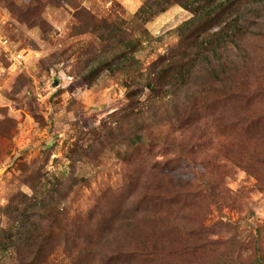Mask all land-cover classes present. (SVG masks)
I'll return each mask as SVG.
<instances>
[{
	"label": "rangeland",
	"instance_id": "1",
	"mask_svg": "<svg viewBox=\"0 0 264 264\" xmlns=\"http://www.w3.org/2000/svg\"><path fill=\"white\" fill-rule=\"evenodd\" d=\"M145 1L0 0L20 55L0 44V264H264V11L230 53L237 90L154 94L192 14L132 21ZM136 38L124 72L99 66Z\"/></svg>",
	"mask_w": 264,
	"mask_h": 264
},
{
	"label": "trees",
	"instance_id": "2",
	"mask_svg": "<svg viewBox=\"0 0 264 264\" xmlns=\"http://www.w3.org/2000/svg\"><path fill=\"white\" fill-rule=\"evenodd\" d=\"M171 4H177L192 14L173 31L181 42L193 44L194 51L189 60L183 56L170 57L165 62L148 67L146 88L154 94H161L159 84L166 79L175 90H185L189 88L192 77L197 76L208 84L212 94L219 90H223L225 96L233 93L238 87L230 82V67L234 61L230 53L237 58L238 54L240 57L244 54L241 38L250 32L249 25L253 20L263 14H260V9L264 11V0H146L137 9L132 21L145 24ZM240 6L246 12L238 15ZM212 27L217 28L208 32ZM202 34L205 35L198 40ZM137 42V38L128 40L125 50L129 51L121 50L103 58L98 61L99 66L106 67L111 74L124 72L127 68L123 65L125 62L136 61L132 52Z\"/></svg>",
	"mask_w": 264,
	"mask_h": 264
},
{
	"label": "built area",
	"instance_id": "3",
	"mask_svg": "<svg viewBox=\"0 0 264 264\" xmlns=\"http://www.w3.org/2000/svg\"><path fill=\"white\" fill-rule=\"evenodd\" d=\"M0 44L3 47V49L9 54V56L11 58H13L14 60H16L18 62L20 61V55L17 52H15V51H13V50L10 49V47L7 44V41L6 40H3V39L0 40Z\"/></svg>",
	"mask_w": 264,
	"mask_h": 264
}]
</instances>
